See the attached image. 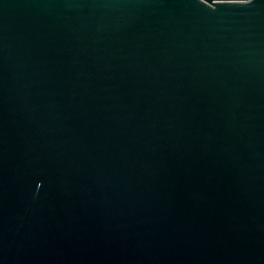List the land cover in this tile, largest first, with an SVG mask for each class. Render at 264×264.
Wrapping results in <instances>:
<instances>
[{
	"label": "water",
	"instance_id": "water-1",
	"mask_svg": "<svg viewBox=\"0 0 264 264\" xmlns=\"http://www.w3.org/2000/svg\"><path fill=\"white\" fill-rule=\"evenodd\" d=\"M0 264H264V0H0Z\"/></svg>",
	"mask_w": 264,
	"mask_h": 264
}]
</instances>
